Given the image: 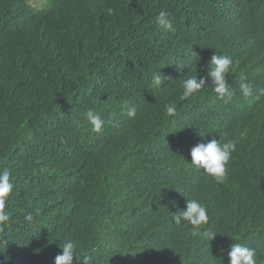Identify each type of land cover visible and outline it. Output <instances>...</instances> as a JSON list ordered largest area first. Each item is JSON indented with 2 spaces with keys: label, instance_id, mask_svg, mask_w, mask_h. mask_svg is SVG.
<instances>
[{
  "label": "trees",
  "instance_id": "16d2710c",
  "mask_svg": "<svg viewBox=\"0 0 264 264\" xmlns=\"http://www.w3.org/2000/svg\"><path fill=\"white\" fill-rule=\"evenodd\" d=\"M161 11L171 29L157 23ZM258 27L264 0H0V171L14 184L0 264H53L68 241L73 264H229L232 244L253 242L264 257V241L230 235L212 211L225 192L188 154L191 141L223 133L237 156L264 142V116L225 130L210 116L219 105L211 56L228 55L235 35ZM242 68L252 94L238 89V102L249 115L264 98V35ZM159 72L162 87L153 88ZM193 75L206 85L185 98L182 79ZM89 111L104 120L100 132ZM187 200L206 207L208 225L174 223ZM209 229L212 241L202 235Z\"/></svg>",
  "mask_w": 264,
  "mask_h": 264
},
{
  "label": "clouds",
  "instance_id": "9594fccd",
  "mask_svg": "<svg viewBox=\"0 0 264 264\" xmlns=\"http://www.w3.org/2000/svg\"><path fill=\"white\" fill-rule=\"evenodd\" d=\"M159 25L166 29H171L172 25L168 19V14L161 11L156 17ZM264 30L250 29L246 34L240 31L235 35V48L228 55L215 54L211 56L208 68L210 85L219 105L216 109H225L226 117H222L221 112L210 114L211 120L216 117V129H223L227 126H234L238 123L248 124L257 116H264V98L255 102L250 114L245 115L247 106L239 104L238 89L243 96L250 98L252 94V84L244 80V71L242 68V59L256 51L261 44ZM182 79V95L185 98L199 92L206 85L204 79H198V75L186 76ZM162 75L154 73L151 80V87H162ZM264 89V87H263ZM168 114H174L176 107L168 105L166 107ZM129 117L136 115L135 107H129L127 110ZM87 121L95 132H100L104 125L101 115L89 111ZM224 137L222 142L213 138L207 143H199L195 147L188 148V154L191 156V165L197 169H202L204 173L211 177L210 179L217 187L225 192L224 201L221 208L210 201V207L214 213L222 212L227 225L232 228L229 234L250 235L255 234L257 240L261 242L264 239L259 238V233L264 231V144L253 140L251 144L242 146L244 154L237 156L236 140ZM236 150V151H235ZM253 167L254 170L249 168ZM14 184L11 180V173L5 169L0 171V226L7 224L11 216L7 210V201L13 191ZM232 199L234 205L231 211L228 210L226 199ZM248 202L247 204H244ZM251 203V204H249ZM248 207H253L251 210ZM243 213L247 220L238 218V214ZM173 221L176 224L188 222L191 226L199 227L208 225V213L204 205L197 200H187L185 206L176 214H173ZM31 213L25 216L27 222L33 221ZM202 235L214 240L217 236L215 232L206 230ZM242 238V237H238ZM254 248L241 244H232L228 254L229 264H262L264 257L257 252L261 248V243H251ZM60 253L54 258L53 264H73L74 257L77 258L73 242H66L61 248ZM87 259V258H86Z\"/></svg>",
  "mask_w": 264,
  "mask_h": 264
},
{
  "label": "bare ground",
  "instance_id": "6f19581e",
  "mask_svg": "<svg viewBox=\"0 0 264 264\" xmlns=\"http://www.w3.org/2000/svg\"><path fill=\"white\" fill-rule=\"evenodd\" d=\"M254 54V53H253ZM244 64V63H243ZM241 98V97H240ZM240 104V103H239ZM249 109V108H248ZM260 126V125H259ZM214 128H215V125H214ZM227 127H225V128H223V130H225ZM259 132V131H258ZM257 132V133H258ZM264 133V132H263ZM258 136V135H257ZM213 138H215L216 140H220L221 142H222V139L224 138V133L223 134H219V135H213V136H210V140H212ZM264 140V139H263ZM263 142V141H262ZM264 143V142H263ZM190 147H191V145H194L195 146V140H193V141H191L189 144H188ZM237 150V149H236ZM235 150V151H236ZM250 170H254L255 168H253V167H250L249 168ZM231 203V202H230ZM232 205V204H231ZM144 236V235H143ZM148 236V235H147ZM142 237V236H141ZM146 238V237H145ZM141 239H143V238H141ZM146 239H144V241H145ZM255 240V239H254ZM254 240H252V241H254ZM208 260V259H207Z\"/></svg>",
  "mask_w": 264,
  "mask_h": 264
},
{
  "label": "water",
  "instance_id": "95a60500",
  "mask_svg": "<svg viewBox=\"0 0 264 264\" xmlns=\"http://www.w3.org/2000/svg\"><path fill=\"white\" fill-rule=\"evenodd\" d=\"M215 112H221L222 113V117H226L225 116V114H224V112H226V110L225 109H215Z\"/></svg>",
  "mask_w": 264,
  "mask_h": 264
},
{
  "label": "rangeland",
  "instance_id": "374dc122",
  "mask_svg": "<svg viewBox=\"0 0 264 264\" xmlns=\"http://www.w3.org/2000/svg\"><path fill=\"white\" fill-rule=\"evenodd\" d=\"M34 1H36V0H34Z\"/></svg>",
  "mask_w": 264,
  "mask_h": 264
}]
</instances>
